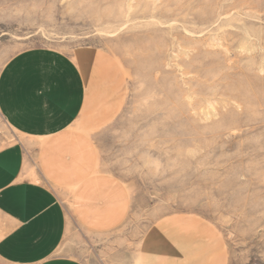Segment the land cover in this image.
Returning a JSON list of instances; mask_svg holds the SVG:
<instances>
[{
    "label": "rangeland",
    "instance_id": "obj_1",
    "mask_svg": "<svg viewBox=\"0 0 264 264\" xmlns=\"http://www.w3.org/2000/svg\"><path fill=\"white\" fill-rule=\"evenodd\" d=\"M34 47L97 48L122 83L118 113L84 133L129 212L96 233L62 196L68 257L122 264L151 224L182 214L227 264H264V0H0V71ZM0 133L16 138L1 117Z\"/></svg>",
    "mask_w": 264,
    "mask_h": 264
},
{
    "label": "crops",
    "instance_id": "obj_2",
    "mask_svg": "<svg viewBox=\"0 0 264 264\" xmlns=\"http://www.w3.org/2000/svg\"><path fill=\"white\" fill-rule=\"evenodd\" d=\"M109 60L97 48L34 47L2 65L0 117L16 138L0 133V263L83 264L62 249L71 236L62 196H72L82 226L96 233L125 221L128 195L103 174L84 133L124 104ZM122 264L227 262L224 243L199 218L181 214L151 224Z\"/></svg>",
    "mask_w": 264,
    "mask_h": 264
}]
</instances>
